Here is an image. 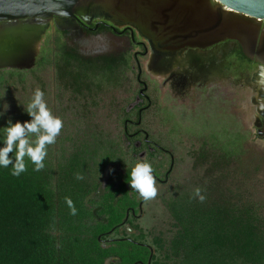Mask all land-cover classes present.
<instances>
[{"label": "rangeland", "instance_id": "obj_1", "mask_svg": "<svg viewBox=\"0 0 264 264\" xmlns=\"http://www.w3.org/2000/svg\"><path fill=\"white\" fill-rule=\"evenodd\" d=\"M111 20L121 30L125 26L133 27L148 51L135 47L127 37L107 31L95 34L63 31L51 23L48 28L32 33L31 37L28 35L31 39L29 48L34 54L33 65L17 70L0 69V124L9 119L15 123L14 118L19 115L25 117L24 121H30L31 117L24 110L37 88L44 92L49 109L63 122L55 143L47 146L45 157L48 169L53 173L52 189L56 183L64 188L72 180L77 184L73 186L78 188L90 176L99 181L111 157L128 174L134 161L151 163L153 172L167 183L156 182L158 194L145 202L143 219L130 223V231L123 228L114 238L130 236L151 247L157 257L152 264H169L163 262V254L178 231L169 206L179 197L193 196L197 188L201 194L215 185L231 200H228L230 203L255 209L264 221V140L258 139L252 128L260 111V102L264 100L258 85L252 86V93L250 87L233 89L227 77L231 79L234 75L225 70L223 89L215 81L205 89L203 96L195 100L192 97L186 101L178 100L165 85V79L172 71L168 69L166 76L158 74L167 67L169 60L157 56L150 39L135 25ZM61 48L72 50L84 61L97 62L103 67L106 66L104 60L114 59L119 69L115 73L87 75L70 68L66 71L63 62L59 61ZM190 52L184 50L177 55L182 65L173 70L183 73L192 55L203 54ZM229 52L222 47L205 53L209 58H224V65H227ZM123 59L128 60V67L122 65ZM13 72L16 73L13 75ZM140 74L148 87L146 95L150 102L138 100L144 89L138 80ZM143 107L148 109L143 113L142 129L152 144H144L138 151L139 157L141 153L145 154L144 159H140L134 156L137 153L133 149L135 142L129 144L125 139L124 121L136 122L138 111ZM85 126L96 131L97 141L80 140L77 131ZM133 130L130 127L131 133ZM31 138L35 139V135ZM155 145L174 157V168L168 179L171 156ZM224 150L230 151L227 159H224ZM79 156V167L70 169L73 159ZM78 176L83 179H77ZM73 217L83 227L72 233V237L98 241V232L89 228L85 222L89 217L84 211L78 214L77 209ZM131 230L135 232L133 236ZM53 233L58 238L64 235L63 231ZM98 243L108 253L103 264L149 262L150 252L145 248H137L125 241L114 245Z\"/></svg>", "mask_w": 264, "mask_h": 264}, {"label": "trees", "instance_id": "obj_2", "mask_svg": "<svg viewBox=\"0 0 264 264\" xmlns=\"http://www.w3.org/2000/svg\"><path fill=\"white\" fill-rule=\"evenodd\" d=\"M60 52L59 61L66 71L70 68L87 75L115 73L119 69L114 59L104 60L103 67L97 62L84 61L72 50L61 48ZM240 58L248 62L242 51ZM123 61L121 64L128 67V60ZM24 120L20 115L14 118L15 122ZM6 124H0V147L4 146ZM224 152L227 159L230 151ZM9 156L14 160V153ZM80 159V156L74 158L70 169L79 167ZM25 163L27 171L19 177L11 175L12 165L0 168V264H103L108 253L97 240L72 237L83 225L77 224L71 215L66 198L73 201L78 214L83 213L80 207L86 194L82 188L73 186L77 184L72 180L64 188L57 183L52 189L53 173L46 158L40 171H34L35 165L27 156ZM213 186L201 193L205 197L203 201L194 194L179 197L169 206L178 231L165 249L163 262L264 264V221L255 209L230 203ZM54 231H63V237L58 238Z\"/></svg>", "mask_w": 264, "mask_h": 264}, {"label": "flooded vegetation", "instance_id": "obj_3", "mask_svg": "<svg viewBox=\"0 0 264 264\" xmlns=\"http://www.w3.org/2000/svg\"><path fill=\"white\" fill-rule=\"evenodd\" d=\"M51 23L63 31L74 30L88 34L107 31L114 35L127 37L130 39L132 45L137 48H144L146 51H148L147 46L143 42L139 41V38L133 27L125 26V28L121 30L111 19L107 20L106 18L94 17L88 23L78 19L61 21L53 19L48 21V25L43 29L48 28ZM31 27L32 26H23L21 28V30L24 31V33L21 34V38H24V41L27 43V45L30 44V37L32 36V33H37L39 30H43L39 27H34L32 28V32H28L29 28ZM166 29L168 28H158V31L155 29H151L150 31H141L144 32V34L150 39L152 49L155 50L157 56L169 60V65L167 64V67L164 68L163 72L158 74L166 76L168 75V69L172 71L169 72V77L165 79V85L168 86L170 93L173 94L175 98H178V100L180 98L182 101H186L188 98L192 97V100H195V98L203 96L202 93L205 91V89L210 84L215 83V81H217V84L219 83L221 85V89H223L225 86V70L229 75H234V78L231 77V79L227 77L229 80V85L232 86L233 89H235L236 86L250 87L249 89H251L252 93V86L254 84L257 85L259 80L256 78V73L260 72L262 65L255 59H251L246 56L245 57L247 58L248 62L241 61L240 53L242 51L244 54V51L240 42L235 39L227 38L226 40L216 42L207 47H199L201 45L195 39H185V36H187L186 33L177 34L173 30L166 31ZM28 35H30V37H28ZM222 47L227 48L228 51L230 50L227 57L229 60L227 65H224V58H209L205 53L209 49ZM184 50H188V52L198 51L202 52L203 54L192 55V57L189 58V62L186 63L187 66L185 65L184 72L178 73L176 70L181 68L180 66L182 65V60L180 61L177 59V55L181 54ZM174 61L176 62L174 63ZM173 67H175L176 70H173ZM141 76L142 75L140 74L138 80L144 89L140 91L138 100L142 102L149 101L146 95L148 87L141 80ZM262 87L259 88L260 92L261 89L263 90ZM220 97L223 99L222 93H220ZM253 99L256 101L255 98ZM259 108L260 111L254 118L252 128H254L256 137L258 139L264 140V100L260 102ZM147 109L148 107L139 109L137 116L138 120L136 122L130 120L124 121L125 139L129 141V144H132V141L135 142L133 147L134 151H137V153L134 154L135 157H139L138 151L142 150L144 144H152V142L149 140V135L142 129V117L144 111ZM130 127H133L134 132L131 133ZM79 131L77 132L79 133L80 140H87L89 142L97 141L95 133L96 131L91 126L80 128ZM155 146L159 150L165 152L157 145ZM165 153L170 155L172 159L171 168L166 174L168 179L174 168V157L169 152ZM141 154L142 155L139 158L144 159L145 154ZM112 159L113 158L111 157L107 161V166L103 170V173L100 176L101 179L99 181L97 178H94V176H90L88 177L86 183H84V181L82 185H80L82 191L84 193L87 192V194L84 195V199H82L83 206L81 207L84 211V215H88L89 217V219L85 220V222H87L89 228H91L92 231L98 232L97 239L100 243L108 242L114 245L118 242L122 243L125 241L127 243L133 244L137 248H145L149 250L150 258L148 264H152L155 253L151 247L132 240V238H129L130 236H126L124 238H114L117 232L121 231L123 228H126L127 232L130 231L128 228L130 223H137L143 219L144 205L146 201L140 197L136 190L130 189L129 185L126 183L127 177H130V174H128L126 170L119 167L118 164L114 163ZM153 175L156 178V182L159 184L167 183V180H161L154 172ZM110 225L113 226L110 229H105V227ZM98 227L100 228L98 229ZM130 234L133 236L135 232L131 230ZM135 264L144 263L142 260H137Z\"/></svg>", "mask_w": 264, "mask_h": 264}, {"label": "water", "instance_id": "obj_4", "mask_svg": "<svg viewBox=\"0 0 264 264\" xmlns=\"http://www.w3.org/2000/svg\"><path fill=\"white\" fill-rule=\"evenodd\" d=\"M94 17L145 31L186 33L199 47L235 39L246 57L262 65L256 78L264 77V0H0V69L33 65L34 54L21 38L23 26H32V32L53 19L88 23Z\"/></svg>", "mask_w": 264, "mask_h": 264}, {"label": "clouds", "instance_id": "obj_5", "mask_svg": "<svg viewBox=\"0 0 264 264\" xmlns=\"http://www.w3.org/2000/svg\"><path fill=\"white\" fill-rule=\"evenodd\" d=\"M44 92L37 88L24 110L30 117V121H7L4 127L2 139L3 147H0V168H8L12 165L11 175L19 177L27 171L25 157L27 156L35 165L34 171L42 170L45 157L47 156V146L55 143L56 137L60 134L63 122L58 116H54L44 99ZM2 117V116H0ZM35 135V139L31 137ZM14 153V160L9 156ZM14 161V163H13ZM130 177H127V184L131 190H136L140 197L147 201L154 199L158 190L156 178L153 175V167L149 162H133L131 165ZM77 179H83L78 176ZM201 201L205 199L200 194V189H196ZM66 203L71 209V215H76V208L70 198H66Z\"/></svg>", "mask_w": 264, "mask_h": 264}, {"label": "bare ground", "instance_id": "obj_6", "mask_svg": "<svg viewBox=\"0 0 264 264\" xmlns=\"http://www.w3.org/2000/svg\"><path fill=\"white\" fill-rule=\"evenodd\" d=\"M261 75V74H260ZM258 88H260V87H262L263 85H264V78H259V80H258ZM259 90V89H258ZM261 91H262V89H261Z\"/></svg>", "mask_w": 264, "mask_h": 264}]
</instances>
